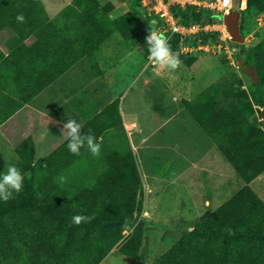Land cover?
Segmentation results:
<instances>
[{"label": "rangeland", "instance_id": "1", "mask_svg": "<svg viewBox=\"0 0 264 264\" xmlns=\"http://www.w3.org/2000/svg\"><path fill=\"white\" fill-rule=\"evenodd\" d=\"M41 1L48 14L56 11L51 9L52 0ZM55 1L57 8L66 4L65 0ZM70 1L73 5L74 0ZM136 1L98 0L94 8L101 13L99 26L101 31L103 28L109 31L107 37L116 36L122 43L135 41L136 45H143L140 56L147 58L145 38L150 28L161 32L160 24ZM233 1V11H238L241 0ZM256 1L248 0L247 5ZM239 26L243 29L246 51L254 50L264 40V16L255 8L241 15ZM236 44L229 43L236 49L231 59L224 50L179 56L182 65L177 71L161 69L171 78L173 88L164 76L159 78L150 71L145 74L140 68L143 65L112 73L111 82L106 84L100 80L88 84L94 73L89 58H82L68 78L72 81L66 90L69 101L66 104L46 101L42 109L50 119L62 124L68 120L81 123L82 133L90 131L101 144V154L96 157L83 148L79 155H73L67 148L66 137L60 148L39 155L34 161L29 145L18 147L12 144L13 139H4L0 147V173L14 165L24 176L23 190L14 194L13 205L38 209L37 205L48 198L58 203L53 211L67 231L82 228L83 223L77 226L71 218L85 214L94 217L93 227L98 231L110 230L111 224L103 221L124 213L121 205L130 194L126 173L134 160L142 186L138 195L141 210L134 214L138 221L132 231L123 232L121 242L100 264H154L208 213L215 214L224 206L233 196L228 182L239 180L217 145L183 108L185 101L195 99L213 86L230 96L231 86L251 89L253 83L244 71L247 67L245 64L239 67L238 62L244 59ZM100 56L98 53L91 59L96 61ZM98 64L102 62L97 61L93 67ZM146 78L162 84L160 97L153 96L152 89L147 88ZM75 80L81 83L74 85ZM129 112L137 114L142 132L137 129L132 135L126 134L121 127L122 115ZM256 116L260 120L261 110H257ZM43 120L53 124L47 118ZM136 237L142 238L138 258L123 256L120 248Z\"/></svg>", "mask_w": 264, "mask_h": 264}, {"label": "trees", "instance_id": "2", "mask_svg": "<svg viewBox=\"0 0 264 264\" xmlns=\"http://www.w3.org/2000/svg\"><path fill=\"white\" fill-rule=\"evenodd\" d=\"M73 2L49 20L39 0H0V30L21 43L17 51L48 52L62 44V38L66 39L67 64L59 72H52L45 86L80 56H93L109 34L104 28L100 30L101 13L94 8L97 0ZM252 8L264 12V0L250 2L245 10H238L242 15ZM174 13L183 25L220 18L190 7L175 9ZM21 14L22 23L17 21ZM29 39L31 43L23 45ZM202 39L204 43L217 41L212 35H203ZM75 44L82 48V55L74 56ZM172 45L174 50L179 48L177 41ZM236 45L242 51L245 66L256 68L260 83L252 84L249 91L231 86V96L213 86L185 101L183 108L217 145L239 180L229 182L233 196L224 206L215 214L208 213L154 264H264V202L248 186L264 172V124L256 116L257 110L264 109V40L250 52L243 44ZM126 174L130 194L121 205L124 213L110 216L108 221L101 219L111 224L110 230L98 231L92 219L79 230L67 231L53 211L58 203L48 198L37 205L38 209L18 208L13 205L16 196L7 202L0 200V264H100L123 239L125 222L133 227L138 221L134 214L141 210L138 195L142 186L134 160ZM141 244V237L130 238L119 252L138 258Z\"/></svg>", "mask_w": 264, "mask_h": 264}, {"label": "crops", "instance_id": "3", "mask_svg": "<svg viewBox=\"0 0 264 264\" xmlns=\"http://www.w3.org/2000/svg\"><path fill=\"white\" fill-rule=\"evenodd\" d=\"M39 1L42 3L49 20H54L62 11L72 6L70 0H65L66 4L62 8L60 6L57 8V1L52 0L51 9L53 11L56 9V11L48 14L43 2ZM247 1L241 0L238 6L246 9ZM260 15L264 16V12H260ZM62 40V44L48 52L17 51L16 48L21 43L14 36L0 30V147L4 139L8 141V138L13 139L12 144L14 143L18 147L23 144L29 145L30 154L34 157V161L38 159L39 155L42 157L56 150V147L60 148L66 141V135L62 133L64 124L58 120L50 119L42 107L46 101H64V104L69 101L66 90L72 86V81L68 78L72 77L70 75L72 70L79 65L82 58H89L91 71L94 73L93 80L88 84L98 82V80L106 84L111 82L112 73L118 74L143 65L140 68L145 74L150 71L159 78L164 76L170 87L173 88L172 83H170L171 78L166 76L167 73L161 69L152 68L153 66L148 59L140 56L143 45H136L135 41L129 44L122 43L116 36L107 37L103 42L104 44L100 45L94 54L95 56L98 53L101 55L98 59L95 58L96 61L92 60L90 55L80 56L68 70L45 86L44 83L48 76L52 72H59L67 64V41L64 38ZM30 43L31 40L29 39L24 41L23 45L28 46ZM73 52L74 56L82 55V48H77L75 44ZM10 56H13L12 59L7 60ZM97 61H101L102 64H98L95 68L93 66ZM77 83L80 84L81 81L75 80L74 85ZM145 85L152 89L153 96H161L163 86L156 79L146 78ZM40 101L43 103L40 104ZM111 103L109 102V104ZM260 110L263 116L259 121L264 122V109ZM45 118L53 121V124L45 123L43 120ZM121 121V127L126 134L132 135L137 129L141 131L137 114L126 113L122 115ZM248 186L264 202V172L251 181Z\"/></svg>", "mask_w": 264, "mask_h": 264}, {"label": "built area", "instance_id": "4", "mask_svg": "<svg viewBox=\"0 0 264 264\" xmlns=\"http://www.w3.org/2000/svg\"><path fill=\"white\" fill-rule=\"evenodd\" d=\"M139 5L147 12L150 17L157 19L160 24L161 32H164L170 39L169 43L177 41L179 46L174 52L181 57H188L198 52L210 53L211 51L222 52L232 58L236 49L231 48L229 43H233L230 33L224 23V17L234 8V1L229 0H137ZM193 8L203 11L220 18L211 22L190 23L183 25L175 17L174 10ZM242 10H245L241 8ZM203 35L216 37V42H206L202 40Z\"/></svg>", "mask_w": 264, "mask_h": 264}, {"label": "clouds", "instance_id": "5", "mask_svg": "<svg viewBox=\"0 0 264 264\" xmlns=\"http://www.w3.org/2000/svg\"><path fill=\"white\" fill-rule=\"evenodd\" d=\"M228 2L229 0H226V3ZM17 21L21 23L24 22L22 14L17 16ZM145 39L148 46L147 59L152 66L170 73L177 71L181 67L182 61L179 55L173 51L169 43L170 38L164 32L150 28L149 34ZM82 127V124L78 123L76 120H68L63 125L62 133L68 138V150L73 155H79L81 149L87 148L93 156L99 157L101 154V144L90 131L87 134H83ZM23 186L24 176L21 170L14 165L8 166L6 171L0 173V200L7 202L13 199L14 194H19L23 190ZM145 215H147V213H145ZM71 219L72 223L78 226L81 223L91 222L94 217L75 215ZM133 227H130L129 223L126 221L124 224V231L130 232L133 230Z\"/></svg>", "mask_w": 264, "mask_h": 264}, {"label": "water", "instance_id": "6", "mask_svg": "<svg viewBox=\"0 0 264 264\" xmlns=\"http://www.w3.org/2000/svg\"><path fill=\"white\" fill-rule=\"evenodd\" d=\"M240 18H241V12L239 10L231 11L228 15L224 17V23L230 33V36L233 42L237 44L244 43V38L241 34V30L239 26ZM238 63H239V67L244 66V62L241 60ZM244 71L246 74H248L254 85H258L260 83L259 75L255 67L253 66L247 67L245 68Z\"/></svg>", "mask_w": 264, "mask_h": 264}, {"label": "bare ground", "instance_id": "7", "mask_svg": "<svg viewBox=\"0 0 264 264\" xmlns=\"http://www.w3.org/2000/svg\"><path fill=\"white\" fill-rule=\"evenodd\" d=\"M246 3V2H245ZM246 5V4H245Z\"/></svg>", "mask_w": 264, "mask_h": 264}]
</instances>
